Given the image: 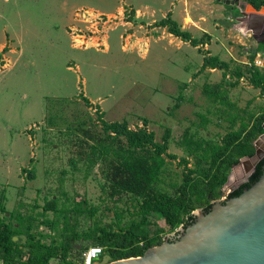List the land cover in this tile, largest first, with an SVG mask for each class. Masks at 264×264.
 I'll return each mask as SVG.
<instances>
[{
	"label": "rangeland",
	"instance_id": "374dc122",
	"mask_svg": "<svg viewBox=\"0 0 264 264\" xmlns=\"http://www.w3.org/2000/svg\"><path fill=\"white\" fill-rule=\"evenodd\" d=\"M123 2L0 0V45L9 49L0 51V231L12 242L8 253L0 247V264L80 262L81 255L66 247L73 234L86 239L78 248L99 243L103 232L114 235L100 264L162 245L186 220L174 222L176 209L189 199L197 205L196 190L264 124V87L250 83L256 54L231 43L234 54L246 56L244 64L208 57L224 47L215 39L216 47L206 49L205 34L190 35L195 46L169 36L160 25L168 17L164 1ZM221 3L264 13V0ZM183 12L182 22L192 25L187 6ZM196 21L203 23L194 24L198 30L206 25ZM216 29L221 41L226 30ZM115 122L165 142L161 174L150 187L163 196V209L143 211V199L113 181L123 153L153 156L149 146L132 148L103 130ZM241 160L229 173L251 171L250 161ZM223 186L218 200L228 195Z\"/></svg>",
	"mask_w": 264,
	"mask_h": 264
},
{
	"label": "water",
	"instance_id": "95a60500",
	"mask_svg": "<svg viewBox=\"0 0 264 264\" xmlns=\"http://www.w3.org/2000/svg\"><path fill=\"white\" fill-rule=\"evenodd\" d=\"M263 142L264 133L247 158L251 171L245 182L255 168L253 176L225 200L193 211L175 233L161 239L162 245L109 264H264V148H258Z\"/></svg>",
	"mask_w": 264,
	"mask_h": 264
},
{
	"label": "trees",
	"instance_id": "16d2710c",
	"mask_svg": "<svg viewBox=\"0 0 264 264\" xmlns=\"http://www.w3.org/2000/svg\"><path fill=\"white\" fill-rule=\"evenodd\" d=\"M233 1L237 2L238 0H233ZM160 25L162 27H165L167 29V32L172 36L179 38L184 42H189L190 44L194 45L191 40L190 34L185 31H182L177 26V24L173 20H171L169 16L163 19L160 22ZM8 50H9L8 47L5 46L2 49L1 53H6L8 52ZM259 52H264V43H258L256 53ZM206 62H207V58L204 57L203 58L204 66L207 65ZM251 72H252V80L250 81V83L252 87L263 91L264 72L258 70L257 68H254L253 70H251ZM263 126L264 124H262L261 126H257L250 134L247 135L245 140L237 143L234 152L226 157L225 163L222 166V168L211 179H209L204 186L196 190L194 196L198 201L196 203L197 205L195 206L201 209H205L209 207L213 201L221 197L220 189L227 181V178L230 174L229 169L231 167L233 168L234 166L238 165L240 159L251 158L254 155L255 147L253 145V142L264 133ZM103 130L105 132H109L110 134H114L117 137L120 136L125 138L127 143L130 144L132 148H139L147 145L153 150V156H150L149 159L139 157L136 154H134L133 151H128L123 153L124 155L119 156L118 159L119 163L113 167L112 179L116 183L117 188H119L120 190L127 191L143 199L142 201L139 202L140 208L143 211L147 212L151 210L153 207L163 209L164 206L162 203L159 202L158 199L159 197H163V196H158L157 194L155 195L151 194L153 189L151 190L150 187L157 183L159 179V175L161 174V167L164 163V160L161 157V155L166 153L167 150V146L165 142H163L162 144H156L153 140L152 133H146L141 130L133 132L129 130L126 124L124 123L115 122L111 124H103ZM254 171L250 174L247 181L253 176ZM244 183H242L241 185H243ZM241 185H239L236 189H238ZM236 189L230 191L227 197ZM127 192L121 195L128 194ZM50 204L51 202H46L44 204L43 210L44 211L49 210L48 206ZM195 206L193 205L192 200L189 199V202L187 204H183L180 207H178L175 211L174 222L179 223L181 221H184L183 220L184 217H186L187 220L194 211V209L197 208ZM97 231H98L97 229H94L93 235H95ZM113 237L114 235L111 234L110 232L107 233L103 232V236L99 243H95L94 241H92L89 244L80 246V251H77V248L75 247L76 245H78L77 242L85 241L86 239L83 237H79L78 234H73L72 237L73 240H71L69 242V245L67 244L66 247H68L69 250L71 251H76V253L78 252L79 256L81 252H83L90 246L102 247L104 252V246H108L111 243H113ZM10 239L11 238L8 233H6L5 231H0V247H3V251L6 253L11 251L12 242L10 241ZM30 247H33L31 242H30ZM35 252L37 253L39 252V250L36 249ZM43 260L46 261V259ZM67 264H77V263L72 261V262H68Z\"/></svg>",
	"mask_w": 264,
	"mask_h": 264
},
{
	"label": "crops",
	"instance_id": "0c3cea01",
	"mask_svg": "<svg viewBox=\"0 0 264 264\" xmlns=\"http://www.w3.org/2000/svg\"><path fill=\"white\" fill-rule=\"evenodd\" d=\"M124 1V2H123ZM168 4V16L173 20L177 26L190 35L194 34H205L210 37V44H206V49H212L213 46L216 47V41H219L218 45L224 47L222 51L208 53V57L216 58L220 61H237L244 64L247 60L246 56H239L233 53V50L237 48L236 45L243 47L244 51H248L250 54H255L258 43H264V21L263 13L261 11H255L253 8H246L244 6L241 8L240 3L238 4H229L225 5V8H222L221 1L214 0H162ZM233 1V0H231ZM124 5H127V0H122ZM228 2V1H226ZM187 6V13L192 19V25H185L182 22V19L185 18V13L183 12L184 7ZM123 7V6H122ZM225 12V16H220L218 10ZM237 10L234 16L229 14V11ZM204 19L205 26L201 27V30H198L196 26L202 25V22L196 21L197 19ZM222 21V22H221ZM229 21L232 23L238 22L236 24H231V29H225L229 24ZM235 21V22H233ZM220 23H223V26H220ZM196 26H195V25ZM241 24V25H240ZM240 29L238 30V27ZM216 27L226 30L223 31L227 35L220 41L217 38H214V33L218 31ZM166 32V28H164ZM235 31H244L242 35L235 34ZM172 37V35L168 34ZM174 38V37H173ZM231 41V42H230ZM236 41V42H234ZM231 43H236V45H231ZM7 46V44L2 43L0 45V51ZM8 47V46H7ZM261 53V52H259ZM258 54V53H256ZM264 143V142H263Z\"/></svg>",
	"mask_w": 264,
	"mask_h": 264
},
{
	"label": "built area",
	"instance_id": "2783aa9c",
	"mask_svg": "<svg viewBox=\"0 0 264 264\" xmlns=\"http://www.w3.org/2000/svg\"><path fill=\"white\" fill-rule=\"evenodd\" d=\"M221 2H226V1H231V0H218ZM101 16L100 14H97V17L95 19V21H100L101 20ZM254 65L256 68H258L259 70L261 69L264 72V52L258 53L256 54V58L254 60ZM231 186H223L222 188V192L227 191L228 194L230 193L229 188ZM77 248V251H80V248H78V246H75ZM104 252H103V248L99 247V246H90L88 247L86 250H84L83 252H81V257H80V262H77V264H100L101 258L103 256Z\"/></svg>",
	"mask_w": 264,
	"mask_h": 264
},
{
	"label": "bare ground",
	"instance_id": "6f19581e",
	"mask_svg": "<svg viewBox=\"0 0 264 264\" xmlns=\"http://www.w3.org/2000/svg\"><path fill=\"white\" fill-rule=\"evenodd\" d=\"M245 172L242 170V167H237L231 174L228 185H231L233 182H236L238 179L244 178Z\"/></svg>",
	"mask_w": 264,
	"mask_h": 264
},
{
	"label": "flooded vegetation",
	"instance_id": "af4514ba",
	"mask_svg": "<svg viewBox=\"0 0 264 264\" xmlns=\"http://www.w3.org/2000/svg\"><path fill=\"white\" fill-rule=\"evenodd\" d=\"M243 183H244V182H243ZM241 184H242V183H241ZM241 184H240V185H241ZM238 186H239V185H238ZM238 186H237V187H238ZM235 189H236V188H235Z\"/></svg>",
	"mask_w": 264,
	"mask_h": 264
}]
</instances>
